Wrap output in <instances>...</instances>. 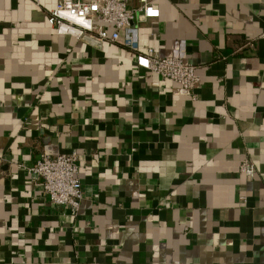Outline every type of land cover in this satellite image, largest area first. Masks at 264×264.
Wrapping results in <instances>:
<instances>
[{
    "label": "crops",
    "instance_id": "crops-1",
    "mask_svg": "<svg viewBox=\"0 0 264 264\" xmlns=\"http://www.w3.org/2000/svg\"><path fill=\"white\" fill-rule=\"evenodd\" d=\"M155 2L134 52L0 0V264H264V0ZM149 47L199 87L136 68ZM42 152L78 156L76 214L24 169Z\"/></svg>",
    "mask_w": 264,
    "mask_h": 264
},
{
    "label": "built area",
    "instance_id": "built-area-1",
    "mask_svg": "<svg viewBox=\"0 0 264 264\" xmlns=\"http://www.w3.org/2000/svg\"><path fill=\"white\" fill-rule=\"evenodd\" d=\"M158 17L155 0H56L55 7L47 15V23L57 36L72 37L93 47H100L104 42H119L137 52L138 23ZM135 59L136 68L172 80L187 91L199 87L196 67L184 64L178 58L160 57L149 47ZM77 163L75 152H42L39 160L24 169L34 182L41 181L42 192L52 206L66 207L76 214L83 198ZM239 171L252 178L255 167L245 159Z\"/></svg>",
    "mask_w": 264,
    "mask_h": 264
}]
</instances>
